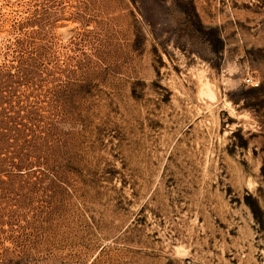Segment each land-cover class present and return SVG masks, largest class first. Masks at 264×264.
I'll return each instance as SVG.
<instances>
[{"label": "rangeland", "instance_id": "obj_1", "mask_svg": "<svg viewBox=\"0 0 264 264\" xmlns=\"http://www.w3.org/2000/svg\"><path fill=\"white\" fill-rule=\"evenodd\" d=\"M0 264H264V0H0Z\"/></svg>", "mask_w": 264, "mask_h": 264}, {"label": "built area", "instance_id": "obj_2", "mask_svg": "<svg viewBox=\"0 0 264 264\" xmlns=\"http://www.w3.org/2000/svg\"><path fill=\"white\" fill-rule=\"evenodd\" d=\"M258 82H255L254 78L252 76H248L246 78V84L252 85V86H257Z\"/></svg>", "mask_w": 264, "mask_h": 264}, {"label": "bare ground", "instance_id": "obj_3", "mask_svg": "<svg viewBox=\"0 0 264 264\" xmlns=\"http://www.w3.org/2000/svg\"><path fill=\"white\" fill-rule=\"evenodd\" d=\"M257 86H258V84H257Z\"/></svg>", "mask_w": 264, "mask_h": 264}]
</instances>
